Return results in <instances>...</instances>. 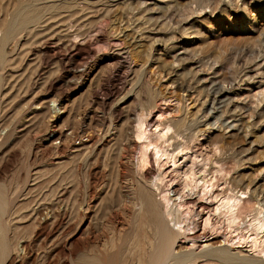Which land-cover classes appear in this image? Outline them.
<instances>
[{
	"label": "bare ground",
	"instance_id": "6f19581e",
	"mask_svg": "<svg viewBox=\"0 0 264 264\" xmlns=\"http://www.w3.org/2000/svg\"><path fill=\"white\" fill-rule=\"evenodd\" d=\"M128 1L129 0H127V2ZM207 1L209 2V0H168L164 5H161L154 0L146 9H141V11L143 10L142 13L148 12L151 14V16L144 19V17H142L143 15L141 16L138 12V7L141 6L140 1L130 2L131 4L128 2L129 4L126 6L128 11L126 12L128 14L125 15L126 17H122V14L120 16V13L118 15L117 12V9L121 6H119V2L114 3L116 2L115 0H0V146L4 145V142L6 140H10L13 136L17 129L19 115H22L21 110L17 114L19 109H22V107L19 108L18 105L12 106V101L9 100V98H11L9 91L11 88H15H13L16 84L15 80L21 78L26 73H21V77L15 78L16 75L14 73L17 69H19V67H21V63L23 64L24 61H31L30 63L33 62L32 64L34 67L32 66L33 68L31 67V69L30 66H28L31 69H29L31 72L30 74H26L25 77L27 79L24 78L28 82L26 83V81H24V83L28 85L26 86V90H23L25 93L23 92L22 96L29 93L28 91L32 88L34 89V87H37V84H39L40 81L42 82V79L44 78L42 84H40V90H38L40 93L35 95L37 92L35 91L34 97L31 96L30 99H27V102L24 101L26 106L23 109H25V111H27L29 107L31 108V104H33L32 101L35 98L38 99L37 101L51 98L53 99L52 101L60 103L65 113L71 111V101L69 102L66 97H62L63 93L60 89L62 78L57 75L54 78H48L49 80L44 82L46 80L44 76L46 73L50 72H47L50 66H53V68L55 66L58 73L65 72L66 79H68L66 82L72 78L80 80L81 89L86 87L85 93H93V84L95 82L97 86L94 87L97 90L100 89L105 92V97H98L95 89L92 99L83 110L82 119L83 122H87L88 127L94 121L97 109H106L109 111V119L102 118L98 120L102 126L108 123V128H110L123 119L125 101H122L119 104L116 103L115 106H112L111 99L124 89V87L129 83V79L133 80L134 85L137 84L139 86L138 90L140 92L144 91L143 93L147 95L146 98L148 100H151L150 103L148 102L149 105L147 101L145 102L148 107L140 109V113L132 112L133 114L131 117L130 115L125 116L128 126L135 127L132 134H135L134 136L136 137L140 136L144 142L138 150L133 139L132 141L127 142L126 147H118V150L120 148V151L118 152V171L116 175L118 186L116 188V195L113 194L114 191L112 187H108L110 193L107 200L108 203H111L112 208L115 209V211L110 214L109 218L111 231V233H109L110 235L101 242L98 240L99 236L96 237L95 235L89 243L90 245L88 246L87 242H85L81 245L83 246L81 251L75 256L74 253L64 247L66 245L65 244L62 249H66L63 257L66 264H198L201 259H209L210 261L218 264H253L251 260L247 258L238 257V255H241L243 252L240 250L241 246L233 245V247L231 244H228V240L226 239L221 240V246H225L224 248H213L211 246L212 244L210 242L214 238H217V236H211V234L206 235V233H204L206 232V229H215L216 223L212 221L211 216H217L219 219H222L226 224V227L229 230L233 229V232H235V230L238 231V229L242 230L241 226L243 225L244 228L245 224V230L248 232V236H246L245 239L243 237L241 239L248 241L247 243L249 246L248 250L244 251V253L247 252L250 256L253 253H256L260 255L259 258H264V184L257 186V184L254 183V180H249V182L241 184L240 177L230 178L228 181L222 182L226 184V189L221 193L219 192V194H215L207 188L208 184L212 185L211 181L214 177L210 176L207 178L209 174L206 175L207 170L205 168L208 166V163L218 164L219 162L216 163L215 160L209 159L203 161L200 164V168H198V172L203 175L202 177L201 175L198 177L197 173L194 171L195 166H197L196 156H193L189 165L187 164L188 162L185 161V158H183V156L185 157L187 153H183L181 155L183 161L179 162V159H177L179 153L185 150H190L189 147L187 148L185 145H175L171 151H168L166 148L169 144L164 149H161L160 145L158 146L155 144L159 140H162V144L166 143L169 138L165 140V137L171 129L173 130V128V133L176 136H179L182 133V129L185 128V130H190L192 132L191 135L196 139L198 134L205 132V124L203 122H206V120L215 118L218 122V120H221L223 115L227 114L230 119L231 117H234L233 115H235L238 110H243V108L231 106V108L228 109L226 107L228 103L226 102L230 100L228 95L233 93L236 86H240V81L236 82L237 77H235L234 74V78H232L233 76H230L231 78H229L226 74L224 75L221 72H219L218 75L215 74V76H213L214 78H210L208 82L206 81L207 79L204 78H195L194 76L197 71H194L193 73L192 62L197 63L200 61L199 57L202 55L201 53L206 47H204L201 42L195 41L194 44L196 47L193 46L192 48L191 43L183 46L182 48L179 47L180 49H184L182 53L183 55L189 54V59L187 60L186 57H179V53L178 55H173L171 58H169L171 56L169 54L170 56H167L170 59L169 61L165 58L161 60L159 57L158 60L160 59L161 61H156V68L158 67L159 70H163L164 73L167 72V74H171L173 77L172 82L177 86L183 83L182 85L186 87L185 89L195 93L196 96L199 92L202 93L204 100L201 105L206 106L204 112H202V116L193 122H189L185 125L184 121H176L174 117L175 120H169L166 118V122H164L165 125L161 126V124H164L163 121L160 124L157 120L153 119V116L155 114L164 116L167 110L169 111L170 107V105L166 103L171 101L177 102V100L175 96H172L174 94L166 96L159 90H156V88L153 89V87L156 86H151L152 81L151 79H148V73H152L151 69L146 70L147 67H145L147 65V61L150 59V53L148 50L152 49L144 45L148 48V50H145L147 48L144 49V47L140 46L143 44L142 42V44H137L132 42V37L129 38V35L132 34L137 35L142 32V35V30H144L143 26L145 24L147 27H144L147 30L148 28L149 30H154L152 27H155V22L158 18L160 19L162 17L165 19V17L168 16L167 13H171L170 11L176 13V11H179V9L185 7L186 5L195 4L196 7L192 9V14H196L197 12L200 14L204 8L209 7V3H206ZM224 1L225 0H216L218 4L222 2L221 4L226 5V7L228 3H231L233 0H228L227 2L225 1L226 3ZM261 1L262 0H259L258 2ZM122 7L124 8V6ZM245 7L246 6H244L243 9ZM123 8H120V10ZM215 10L216 9L213 8L210 11V14H214ZM134 11L137 12L136 14H139V16L137 15V19L141 18L140 20H144V22L136 20V18L132 19L134 17V14H132ZM249 11L250 10H248V12ZM123 12L126 13L125 9ZM130 14H132L133 17H129ZM154 14H156V16H154ZM261 15L262 18H264V8ZM176 16L178 17L180 15L177 14ZM245 16H247V14ZM185 22H182V24L184 25ZM167 23L169 22L167 21ZM182 24H168V30L170 32L172 31V28L173 30H179L182 34V38H187L190 34H193L192 31L191 33H187L189 29L182 27ZM99 26L105 30L107 29L108 33L110 32L111 34H104L105 36L99 35L101 33L99 32L98 34L97 32V29L100 31V28H98ZM210 26L211 25L207 27ZM128 28L130 32H132L129 35L128 33H125V30ZM259 28H256V32L263 35L264 33L262 32L264 29ZM149 30L148 32H151ZM161 30L164 31L163 29ZM161 30L159 31L161 32ZM255 37L256 36L253 38ZM141 38L143 37L141 36ZM144 38H146V36H144ZM204 38H206V36H204ZM147 39L151 42L149 43ZM147 39L146 42H148L152 48L153 45L158 46L159 43L161 46H164L167 41L166 39L163 40L160 37L155 40L154 37ZM180 39L181 38L175 40L172 45V52L174 48H178L176 44L181 42ZM163 42L165 43L163 44ZM228 42L231 44L230 41ZM228 42L225 44L229 45ZM101 43H104L106 47H108V49L105 48V52H100L96 49H100V46L102 45ZM105 45L102 48L103 50ZM235 46H238V44H235ZM203 53H205V51ZM256 58L257 57H255V59ZM194 59L195 61H193ZM209 67L210 66H208V68ZM106 70H108L109 73L107 76L105 75L106 77H103L104 74L102 75V71L104 72ZM247 70L249 71V69ZM18 75L20 76V74ZM261 75V79H263V73ZM48 76L49 75H47V77ZM196 76H198V74ZM11 80L15 81L13 86L10 84L12 83L10 82ZM187 80L189 81L188 84L184 83ZM249 80L252 82L253 78L251 77ZM158 81L159 80H157V82ZM255 81L256 80H254V82ZM71 82L73 81L71 80ZM115 82H118L117 84L120 85V88L118 87L119 85L116 86ZM158 83H160V81ZM22 87H25V84L24 86L21 85V88ZM130 90L133 91L134 89ZM15 92L18 93L17 90ZM263 93L264 88H262V91H260L259 94L262 95ZM16 97L15 99H17ZM134 97L139 98L138 95H134ZM249 98H252V96ZM15 99L13 96L12 100ZM263 101L264 97H261V99L258 100V104H255V107L260 108L259 106L261 105L259 103H263ZM142 104L143 103H141V106ZM171 107H173V105ZM72 108V110H74V106H72ZM225 108L227 110H225ZM12 111H14V113H12ZM133 111L135 112V109ZM128 112L126 113L128 114ZM256 115L258 116V114ZM9 119L10 121L8 123L7 121ZM123 121L125 120L123 119ZM39 122L41 123V121ZM135 123L136 126H133ZM260 123L262 125L264 124V118L260 119ZM146 124L154 127V131L152 133L149 130H142V126H145ZM221 126H223V124L219 125L220 128ZM35 127H37V125ZM229 127L231 126H225V128ZM223 130L225 129L223 128L222 131ZM36 131L37 130L35 129V132ZM99 131H102V129ZM236 131L237 130H235V133L233 132L232 134H229L228 137L235 136L237 133ZM96 132L94 133L96 134ZM120 133L123 132L120 130ZM118 135L119 133H117L116 136L118 137ZM59 136L66 137L63 133L61 135L58 134V137ZM99 136L100 134H97L94 137L87 136L82 143H78L80 144L79 147L73 145V147L68 150H70L71 155L80 156L79 154L84 151H86V153L96 152L105 144L115 140L111 135L107 136L106 132L104 134L102 133L100 137ZM119 138L120 140L123 139L121 138V134L119 135ZM262 142L260 141V143ZM149 147H152L153 155L148 154ZM61 150L63 151V146L54 147L52 149V154H60ZM44 153L45 152L41 151V149L39 150V148L32 149V151L30 150L29 161H27L29 164L27 165V169L25 168L26 171L24 172L23 180L20 182L21 184H14L15 186H12L13 181H11V184L10 182L5 183L4 180L0 179V264H59L57 258L60 257V252L56 251L58 243L55 239H59L60 236L66 235L68 226L72 222L70 216L68 215L69 218L64 219V217L63 220L61 219L60 223L59 221L56 223V218L50 223L46 222L48 225L53 227L57 226L58 228H55L53 235L43 236L42 239L40 237L39 241L35 240L37 237H33L34 239H31L33 233H31L32 236L30 235V238H28L29 235L28 237H23L24 235L21 233V229L22 227L24 228V226L27 227V225L32 227V224H34V227L39 228V226L45 224V222L43 224L41 222H36V217L33 218L36 214L35 206L43 203L45 198L43 197L41 201H39L37 197L34 199L35 203L33 204L28 202V205L24 207L28 208L30 206L27 213L24 216H15L18 211V208L15 206L20 201H23V198L30 193V191H25V184L28 182L29 177H32L34 174L36 175L37 172H34L36 171V167L34 166L38 163V160L46 157L44 156ZM152 156L153 161L157 166L155 175V171H148V167H151ZM166 164H170L168 167H171L173 169L172 171L175 173H180L181 168L188 165L182 173L184 177V187H186L189 191L199 187L202 193H211V196L217 199L215 207L212 208V204L209 202H195L189 197L185 198L184 195L180 193L176 184H170L169 186L168 183H171L170 179L166 181L168 184L166 185V182L164 181L169 173H165L164 171L163 167ZM218 166L221 167L219 164ZM31 167H33V169H30ZM32 172L34 173L32 174ZM219 172L222 171H214V173ZM210 174L212 175V173ZM37 178L38 176L34 178V180ZM238 186H240V188L235 191ZM33 189L34 188L31 190ZM171 193L172 195H169ZM51 194L53 195V192ZM160 194H162V199H160L161 201L157 199V196ZM245 197L252 200L255 207L252 212L250 211L251 213L247 215L250 217L249 219L241 220V215H243L244 212H242V210L238 211L237 206ZM23 220H27V222H29L32 226L30 224L25 225L24 223H15L16 221L22 222ZM201 223L203 227L202 230L200 229ZM22 224L24 225L22 226ZM85 229H87V227ZM83 231L84 230H82V232ZM53 236L55 237L51 239ZM239 237L240 236H238V238ZM79 240L81 241V239ZM71 242L69 243L72 245ZM236 243H238V241ZM54 251L57 252L56 255H53ZM256 254H254V256H256ZM246 255L248 256V254Z\"/></svg>",
	"mask_w": 264,
	"mask_h": 264
},
{
	"label": "rangeland",
	"instance_id": "374dc122",
	"mask_svg": "<svg viewBox=\"0 0 264 264\" xmlns=\"http://www.w3.org/2000/svg\"><path fill=\"white\" fill-rule=\"evenodd\" d=\"M115 1L116 2L114 3L119 2L118 4L119 6H121V7L118 6L119 9H117V12L118 15L120 13V16L122 14V17H126L125 15L128 14L127 13L128 11L126 9L127 4H129L130 2L140 1L141 6L138 7L139 8L138 12L141 16L143 15L142 17H144V19H146L149 16H151V14H149L148 12L142 13L143 10L141 11V9H146L149 6V4H151L154 0H129L128 1L129 3L127 2V0H115ZM155 1H157L161 5H164L168 0H163V1L155 0ZM211 1L209 0V2L208 1L206 2L209 3L208 6L210 8L209 7L204 8L203 9L204 12L202 11L200 14H198V12L196 14H192V9H194V7L196 6L195 4H191V5L189 4L190 6L186 5L185 6L186 8L182 7L181 9H179V11H176V13L170 11L171 13L172 12L173 13L172 14L167 13L169 17L166 16L165 19L162 17L160 19L158 18L155 22V27L154 26L152 27L154 28V30H149L148 28V30L151 32H148V30L145 28L147 27V25L145 24L144 25L145 27L143 26L144 30H142L143 31L142 35H141L142 32L138 33L137 35L136 34L129 35L132 33L130 32L129 28L125 30L126 31L125 33L126 34L128 33V35L130 36L129 38L132 37L131 38L133 39L132 42H135L137 44L143 43L142 44L143 46L140 45L141 47H144L145 49L147 48L146 46H148V48L152 49V50L150 49L148 50V48L145 49L148 50V52L151 54V55L149 54L150 59L148 58L149 60L147 61L146 63L147 65L145 67H147L146 70L151 69V72L153 73V74L148 73V79L149 80L151 79L152 81V82L150 81L152 83L151 86L154 85L156 86L153 87V89L156 88V90H159L163 95L166 96L169 95L171 96L172 94H174L172 96H175L177 100V102L171 101L166 103L169 104L170 107H169V111L167 110V112L165 113L164 115L165 117L159 116L158 114H155L153 116V119L157 120L160 124L162 123V121L163 123L166 122V118H167L169 120L176 119V121H184V124L186 125L189 122H193L194 120L199 119L202 116V112H204V109L206 107L201 105L204 100L202 93L199 92V94H197L196 96L195 93L187 91L185 89L186 87L182 85L183 83L177 86L175 83L172 82L173 77L171 76V74L169 73L167 74V72L164 73L163 70H159L158 67L156 68L157 66L156 61L159 62L163 58L169 61L170 60L169 58H171L173 55L174 56L178 55V53H179L178 55L179 57L182 56V57H186V60L189 59L188 58L189 54L188 55L182 54L184 49H180V48H182L183 46L191 43V48L193 46L196 47V45L194 44L195 41L201 42L204 47L206 46L201 53L203 56L200 55L199 57L200 61L198 59L199 62L197 63L192 62L193 73L194 71L195 72L197 71V73L195 74L196 75L198 74V76L196 75L194 76L195 78L198 79L204 78L207 79L206 81L208 82L210 78L211 79L214 78L213 76H215V74L218 75V73L221 72L224 75L226 74V76L229 78H231L230 76H233L232 78H234L235 75V77H237L236 82L240 81L239 82L240 84L238 83L240 86L235 87L233 93L228 95V98L230 100L226 102L228 103V105L226 106L228 109L231 108V106L232 107L237 106L238 108L240 107L243 108V110H238V112H236V114L233 115L234 117H231L230 119L228 118L229 115L227 114V115H223L221 117V120H218V122L215 120V118L206 120V122H203L205 124L204 125L205 132L202 134H198L196 139L191 135L192 132L188 129L185 130V128H183L185 131L182 129V133L179 136H176L173 133L174 130L173 128V130L171 129L167 133V136L165 137V140L169 138V140L166 142L167 144L166 143L162 144V140H159L155 143L158 146L160 145L161 149H164L169 144L166 148L168 151L169 150L171 151V149L175 145H185L187 148L189 147L190 150H185L179 153L177 159H179V162L183 161L181 155L183 153H187V155L185 157L183 156V158H185V161H187L188 162L187 164L189 165L191 162L190 160L193 158V156H196L197 166H195L194 171L197 173L198 177L200 175L202 177L203 175L202 173L198 172V168H200L201 166L200 164L203 161L209 159V160H215L216 163L219 162L218 164L221 165V167H219L218 164L208 163V166H206L205 168L207 170L206 175L209 174L207 178H209L210 176L214 177V179L211 181L212 185L208 184L207 188L210 189L215 194L216 193L219 194V192L221 193L226 189V184L222 182L228 181L230 178L240 177L241 184H245L249 182V180H254V183H256L257 186L264 184V124L262 125L260 123V119L264 118L263 117L264 101L263 103H259L261 105L259 106L260 108L255 107V104H258V100L261 99V97H264V93L262 95L259 94L260 91H262V88H264V57H263L264 34L262 35L261 33L256 32V28L260 27L261 29H264V18H262L261 15L263 13L264 0H262L261 2H258L259 0L258 1L233 0L231 3H228L227 7L226 5L221 4L222 2L218 4L216 0H211ZM225 1L227 2L228 0ZM240 1L244 4H242ZM122 6H124V8ZM244 6H246L245 8L247 9L244 8L245 9L244 10L243 9ZM120 8L123 9L120 10ZM213 8L216 9L214 14L213 13L210 14L211 13L210 11ZM124 9L125 12L127 11L126 13L123 12ZM248 10L250 11L248 12ZM119 11H121L122 13ZM220 11L223 12L221 13ZM136 13H137L136 11L132 13L134 14V17L132 14H130V16L129 15L127 16L129 17L132 16L133 17L132 19L136 18V20H140L141 18L137 19L139 14ZM177 14L180 16L177 17L176 16ZM246 14L247 16H245ZM154 16H156V14H154ZM180 18L181 19L184 18V19L181 20ZM140 21L144 22V20H140ZM167 21L169 23H167ZM170 22L172 24L174 23V25L177 24L181 25L182 22H185L184 25L182 24V27L189 29L187 33H191L192 31L193 34H190L187 38H182V34L179 30L176 29L173 30L172 28V31L170 32L168 30L169 27L167 26L168 24H171ZM209 25L211 26L207 27ZM100 26L98 27L100 28V31L99 29H97L98 30L97 32L98 34L99 32H101L99 35L105 36L104 34H107L108 30L107 29L105 30ZM161 29H163L166 33ZM159 30H161V32ZM102 31H104L105 33ZM159 33L161 34V36ZM262 33H264V30ZM110 34L111 33L109 32L108 35ZM169 34L171 37L169 36ZM141 36L143 38L144 36H146V38H144L145 40L141 38ZM204 36H206V38H204ZM254 36L258 38L256 37L253 38ZM152 37H154V40L156 38L158 39L159 37L162 38L163 40L166 39L167 40L166 43L163 42V44L165 43L167 46L166 45H164L165 47L161 46V44L159 43L158 46L153 45L152 48L151 45H149L151 41L147 39V38L150 39ZM178 38H181L180 39L181 42L179 44H176L177 42L175 43L178 46V48H174L172 52L171 51L173 48L172 45L174 44L175 40ZM146 39L149 41V43L146 42L147 41ZM228 41H230L231 44ZM222 42L225 46L222 44ZM227 42L229 43V45L225 44ZM101 44H99L101 45L100 49H102L103 46L105 45L104 43ZM235 44H238V46H235ZM105 48L108 49L106 45L104 47V50L103 49L100 50L99 48L96 49L97 51L99 50L100 52L101 51L105 52ZM204 51L205 53H203ZM167 56L170 57L168 58ZM159 57L161 60L160 59L158 60ZM255 57L257 58L255 59ZM193 61H195V59ZM24 62L23 64L21 63V67H19V69H17V71L14 73L16 76L15 75L13 76H15V78H18L21 77L23 73L25 72L26 73L21 78L16 79L15 80L16 82L12 81L13 79L10 81L12 82L10 83L12 84V86L14 85L13 84L14 82L16 84L13 86V88L15 87L14 89H12L10 85V88L12 90L10 89L9 91L10 92L9 94L11 95V98H9V100L12 101V106L18 105V107L19 108L22 107V109L26 106L25 102H27V99H30L31 96L34 97L35 91H37L35 95L40 93L38 90H40V86H41L40 84H42L44 79L43 78L42 82L40 81L39 84H37V87H34V89L31 87L32 88L30 90L31 92L28 91L30 94L26 93L25 95L22 96L23 92L25 93V91L23 90H26V86L28 85L26 84L28 82L25 80L27 79L25 76L26 74H30L31 72L30 70L34 67V65L32 64L33 62L32 63H30L31 61H24ZM28 66H30V68L32 66L33 67L30 69ZM208 66L210 67L208 68ZM54 68L53 66H50L48 68L47 72L49 71L50 72L46 73V75L44 76L46 79L44 82L49 80L50 77L54 78L57 75L62 78V82L60 83L61 84L60 89L62 90L63 93L62 97H66V99H68L69 102L71 101L70 102L71 111L65 113L60 103L57 101H52L53 99L51 98L41 99L39 101H37L38 99L35 98L32 101L33 104H31V108L30 107L28 108L29 110V111L27 110L28 112L25 111V109H23V111L22 109H19V111L16 110L18 111L17 114L20 112V110L22 114L19 115V122L17 125V129L14 132L13 136L10 138V140H6L4 142V145L0 146V179L4 180L5 183L10 182L11 184H12L11 181H13L12 186L21 184L20 182L23 180L24 172L26 171L27 165L29 164V162L27 161H29L30 150L32 151V149L39 148V150L41 149V151L45 152L44 156L46 157L45 158L43 157L41 160H38V163H36L34 166L36 167L35 168L36 171H34L37 172L36 175L34 174L32 177H29L28 182L25 184V191H30V193L25 198H23L24 199L23 201H20L15 206L16 208H18V211L15 216L17 217H19L20 215L24 216L27 213L28 209L30 208V206L28 208H24L26 205H28L27 204L28 202H30V204H33L35 203L34 202L35 198L38 197L39 201H41V199L44 197L45 201L40 205L35 206L36 214L33 218L36 217L35 219L36 222H41L42 224L45 222V224L39 226L40 228L39 229L38 227L37 228L34 227V224H32L33 225L32 226L29 222H27V220H23L22 222L16 221L15 223H24L25 225L30 224L32 227H30L29 225H27V227L24 226V228L26 229L22 227L21 229L22 232L21 230L20 232L24 235L23 237H28L29 235L28 238H30L31 233H33L32 234L33 236L31 235L32 236L31 239H34L33 237H37L35 238V240L39 241L40 237L42 239L43 236L45 237L47 235H53L55 228L56 229L58 228L57 226L56 227L50 226L47 223H50L55 218L57 219L56 223H58V221L60 223L61 219L63 220L64 217H65L64 219L69 218L68 217L69 215L72 222L68 226L66 235L60 236L59 239L58 238L55 239V241H57L58 243V248L56 251L60 252L59 253L60 257H58L57 260L59 261V264H63V263L66 264L63 258L66 249H69L72 253H74L75 256L77 253L81 251L83 247L81 245H83L85 242H87L88 246L90 245L89 243L91 242V240L95 235L96 237L99 236L98 237L99 242L103 241V239H105L110 235L109 233H111V231H110L109 218H110V214L114 212L115 209L112 208L111 203L110 202L108 203L107 200L109 198V193H110L108 187H112L114 191L113 194L116 195V188L118 186V181L116 176L118 171L117 169L118 154H119L118 152L120 151V148L118 150V147L121 146L126 147L127 142L132 141L133 139L137 145V150H138V148H140L142 146V143L144 142V140L140 136L136 137L134 136L135 134L134 135L132 134L134 132L133 130H135V127L128 126L125 116L130 115L131 117L133 113H138V112L140 113L141 111L140 109H142L143 107L145 108L148 107L151 100H148L146 98L147 95L143 93L144 91L140 92L138 90L139 86L137 84L134 85L133 80L129 79L131 78L129 77L128 78L129 83L124 87V89L119 94H116L115 96H113L114 98L111 99L112 106H115L116 103L119 104L122 101H125L124 110H123L124 113L123 119L125 121H123V119L120 120V122L116 123L115 126H111L112 128L111 127L108 128L109 127L108 123L102 126L98 120L102 118L109 119L110 117L109 111L106 109L104 110L97 109L95 113L96 117H94V121L88 127L87 122H83L82 119L83 110L84 108H86L85 106H87L88 102H90V100L93 97V93L95 92L96 89L94 86H97V84H95L96 82L94 83L95 85L93 84V88H94L93 93L88 94V92H86L87 93L86 94L85 93L86 87L81 89L80 80L78 79L76 80L75 78H72L69 80L70 82L69 81L66 82L68 80L66 79V73L65 72L58 73L56 70L57 68L55 69ZM247 69H249V71ZM108 73H109L108 70L104 72L102 71V75L104 74L103 77H106ZM259 73L261 74L263 73V79H261L262 75ZM18 74H20V76ZM47 75L49 76L47 77ZM251 77L253 78L252 82L249 80ZM71 80L73 82H71ZM157 80H159L160 83H158L159 81L157 82ZM254 80H256L255 81L256 83L254 82ZM24 81H26V83H24ZM188 82L189 81L187 80L184 83L188 84ZM261 82H262V86H261ZM115 83L116 86L119 85L117 84L118 82ZM20 84L22 86H24L25 84V87L21 88ZM118 87L120 88V85ZM129 88L132 90L134 89L135 91L134 90L133 91L135 93L131 91ZM20 89L22 92L20 91ZM16 90L18 91V93L15 92ZM96 94H98V97H103V96L105 97V92L100 89L99 90L96 89ZM134 95L136 96L138 95L139 98L134 97ZM13 96L14 99L16 96L18 97H16L17 99L12 100ZM251 96L252 98H249ZM146 101L147 103L149 102L148 105L145 103ZM141 103H143L142 106ZM171 104L173 105V107H171L172 106ZM72 106H74V110H72L73 109ZM134 109L135 112L133 111ZM225 110L227 109L225 108ZM124 111L126 112L129 111V112L127 114ZM12 113H14V111H12ZM256 114H258V116ZM9 121L10 119L7 122L9 123ZM39 121H41V123ZM213 121L215 124L213 123ZM206 124H210V125H206ZM220 124L221 125L223 124L221 128L219 127ZM36 125L37 127H35ZM162 125L164 126L165 123L161 124V126ZM226 125H229L231 127L225 128ZM133 126H136V123ZM223 128L225 130L222 131ZM35 129L37 130L36 132ZM98 129L99 130L102 129V131H99ZM232 129L237 130L236 131L237 133L235 136L228 137L229 134H232L233 132L235 133V130ZM120 130L123 133H120ZM142 130L144 131L149 130L152 133L154 131V127H152V125L146 124L145 126L144 125L142 126ZM94 132H96V134ZM105 132L107 133V136L111 135L112 137H114L115 140L102 146L101 147L102 150L98 149L99 153L98 150L96 152H91V153H86V151H84L79 154L80 156H77L73 154L71 155L70 150H68L71 147H73V145L79 147L80 144L78 143H82V141L85 140L87 136L94 137L97 134L98 135L100 134L101 136L102 133L104 134ZM62 133L66 137H62V136L58 137V134L61 135ZM117 133H119V135L121 134V138L123 139L120 140L119 135L118 137L116 136ZM218 137L220 138V140ZM217 139L219 142L217 141ZM260 141L262 143H260ZM114 142L117 143L115 144ZM59 146H63V151L61 150L60 154H56V155L55 153L52 154V149L54 147H59ZM148 154L153 155L152 147H149ZM168 165L170 164H166L163 167L165 173L169 172L164 182L170 179L171 183H168L169 186L170 184L171 185L176 184L180 190V193H182L185 198L189 197L195 202L196 201L197 202L200 201L203 203L209 202L212 204V208L215 207L217 199L212 197L211 193L204 194L200 191L199 187L190 191L186 187H184L183 184L184 177L182 173L185 171L188 165L182 167L180 173L173 172L172 171L173 169L171 167H168ZM156 167H157L156 163L153 161V156H152L151 167L150 166L148 167V171L151 172L155 171L154 173L155 175ZM30 169H33V167H31ZM214 169L222 172L214 173L215 171ZM34 172H32V174ZM210 173H212V175ZM37 176L38 178L34 180V178H36ZM168 184L166 182V185ZM32 188L34 189L31 190ZM239 188L240 186H238L235 189V191H237V189ZM49 192L51 193L53 192V195ZM169 195H172V193ZM157 199L159 200L162 199V194L157 196ZM237 207H238L237 208L238 211L242 210V212H244V214L242 213L243 215H241L242 217L240 219L246 220L250 218L247 215L252 212L255 206L252 200H250L248 197H245L243 200L240 201V204H238ZM211 218L212 221L216 223L215 229L214 230L210 229L211 231L209 229H206V232L204 233H206V235L211 234V236H215V235L217 236V238H214L210 242L213 248H221V247L224 248L225 246H221L222 245L221 240L226 239L228 240V244H231L232 246L233 245L241 246L240 250L243 252L241 253V255H238V257L247 258L251 260L253 264H264V258H259L260 256L259 254L253 253L250 256L249 253L247 252L244 253V251L248 250V246H249L247 243L248 241L246 240L244 241L246 236H248V232L245 230V224H244V228L243 225L241 226L242 230L238 229V231L235 230V232H233L232 231L233 229L229 230L226 227V224L222 219H219L217 216H211ZM24 224H22V226ZM42 226H44L45 228ZM86 227L87 229H85ZM34 228L36 229L33 230ZM81 229L84 231L82 232ZM200 229L201 230L203 229L202 223L200 225ZM68 233L71 236H69ZM238 236L240 237L238 238ZM54 237L55 236H53L51 239H53ZM242 237L244 239H241ZM74 238H76L77 240ZM79 239H81V241ZM237 241L238 243H236ZM69 242H71L72 245ZM63 246L66 249L65 248L62 249ZM231 252L234 253L233 251ZM56 253L57 252L54 251L53 255H56ZM246 254H248L249 257ZM254 254H256V256H254ZM198 264H218V263H214L209 259H203V260L201 259L199 260Z\"/></svg>",
	"mask_w": 264,
	"mask_h": 264
}]
</instances>
